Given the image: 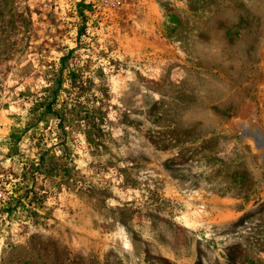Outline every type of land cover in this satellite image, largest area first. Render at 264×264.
<instances>
[{
	"label": "rangeland",
	"instance_id": "374dc122",
	"mask_svg": "<svg viewBox=\"0 0 264 264\" xmlns=\"http://www.w3.org/2000/svg\"><path fill=\"white\" fill-rule=\"evenodd\" d=\"M0 264H264V0H0Z\"/></svg>",
	"mask_w": 264,
	"mask_h": 264
}]
</instances>
